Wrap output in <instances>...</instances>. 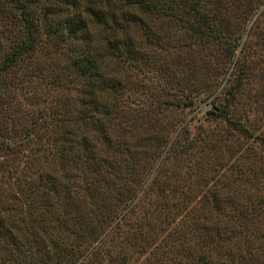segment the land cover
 <instances>
[{
	"label": "trees",
	"instance_id": "trees-1",
	"mask_svg": "<svg viewBox=\"0 0 264 264\" xmlns=\"http://www.w3.org/2000/svg\"><path fill=\"white\" fill-rule=\"evenodd\" d=\"M263 15L264 0H0V110L14 93L32 106L0 264H264V197L244 203L226 174L229 137L264 147L247 122Z\"/></svg>",
	"mask_w": 264,
	"mask_h": 264
},
{
	"label": "rangeland",
	"instance_id": "rangeland-1",
	"mask_svg": "<svg viewBox=\"0 0 264 264\" xmlns=\"http://www.w3.org/2000/svg\"><path fill=\"white\" fill-rule=\"evenodd\" d=\"M8 6V4H7ZM3 20H0L2 22ZM260 26L264 27V15L260 20ZM9 34V35H8ZM11 32L8 33V27H5L3 22L0 24V36H1V45L4 46L3 42L5 41V37L8 36L10 38ZM41 64H44L40 62ZM53 63V62H51ZM46 65V64H45ZM44 65V66H45ZM257 87V83L251 85V89L254 90ZM128 99L133 100L137 99L138 96L134 92H127ZM59 97L55 96L54 93L50 94V99H58L63 101V97L61 93H59ZM14 100L12 102L6 103L2 110H0V216L6 213V200H7V188L9 186L8 183H12L14 181L13 178L19 180L20 173H18L17 169L13 170L14 164L17 162L21 164L23 159L22 151L24 149L21 146V139L19 136L18 127L22 126L28 120L27 112H30L32 106H27L23 95H18L14 93ZM261 101L257 103V107L253 108L248 112L249 115V125L253 128V133L260 135L264 138V96L260 98ZM48 100L46 101V105ZM249 107L252 105V102L249 101ZM39 107L41 105H38ZM243 108V105L242 107ZM200 111L197 114L193 115V119L191 121H187V130L193 132L195 127H199L202 123L205 124L203 120L202 108H197ZM11 110V112H10ZM198 111V110H197ZM193 112H188L187 110H182L176 112H171V116L176 120H183L186 122L188 118H191ZM12 116V118L9 119ZM11 121V123H10ZM181 123V124H182ZM13 126V128H12ZM11 130H13L11 132ZM215 131H218V125H215ZM221 135L222 131H219ZM229 146L230 151L233 152L231 154V158L228 160L230 168L226 170V174L229 177L230 187L229 193L231 195H236V189L241 188L244 192L241 194L238 193L244 203H249L251 199L254 197H264V147L262 144H259L256 139H236L235 137H229ZM240 145V146H239ZM240 147V156L236 158V147ZM10 189H15L12 185ZM232 190V192H231ZM234 190V191H233ZM14 191V190H13ZM246 198V199H245ZM260 225L261 229H264V217L258 218L256 224Z\"/></svg>",
	"mask_w": 264,
	"mask_h": 264
}]
</instances>
